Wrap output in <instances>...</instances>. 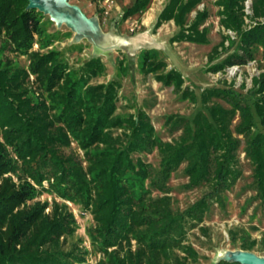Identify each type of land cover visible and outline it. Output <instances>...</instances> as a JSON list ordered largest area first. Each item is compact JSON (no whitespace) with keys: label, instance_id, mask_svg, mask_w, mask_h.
<instances>
[{"label":"trees","instance_id":"1","mask_svg":"<svg viewBox=\"0 0 264 264\" xmlns=\"http://www.w3.org/2000/svg\"><path fill=\"white\" fill-rule=\"evenodd\" d=\"M201 1L169 0L155 27L173 21L179 29L176 40L206 43V29L200 27L208 12H196L191 23L186 21ZM243 1L215 2L222 9L220 24L236 33L237 42L235 52L211 71L245 65L258 50L264 51V24L241 29ZM252 1L254 16L264 17V0ZM150 3L134 0L131 7L123 9V19L145 12ZM27 5V0H0V264H84V252L77 246L70 251L63 248L75 231L72 213L65 204L56 202L48 213L46 203L29 204L38 192L27 179L37 186L47 181L48 191L56 198L90 213L93 225L87 237L101 255L94 264L195 261V252L181 244L183 225L187 219L201 221L207 199L220 201V195L235 183L238 174L232 166L241 142L245 158L253 167L257 198L264 203V71L252 79V87L244 95L224 89L203 90L201 108L194 116L175 120L183 129L179 140L174 144L163 142L154 136L144 114L126 121L114 116L113 82L89 86L83 92L77 87L87 75L100 71L98 59L89 61L82 75H75L58 62L54 52L30 51L41 27L39 12L27 9ZM10 51L28 55L26 69L13 66L3 56ZM140 65L146 74L180 92V74L174 70L160 72L164 63L153 52L143 51ZM29 75L34 77L33 93ZM181 97L188 98L187 91H181ZM211 98L221 100L228 108L207 105ZM236 113L237 137L231 130ZM124 123L129 133L123 144L119 137H113L112 129ZM71 140L83 152L82 159L69 150ZM153 148L160 155L157 170L131 158L133 152ZM183 161L187 163L188 187L202 183L211 187L185 211L173 210L166 196L153 198L150 191L140 190L138 181L149 180L152 188L164 192L170 174ZM8 173L17 182L5 176ZM251 247L242 245L241 249Z\"/></svg>","mask_w":264,"mask_h":264},{"label":"rangeland","instance_id":"2","mask_svg":"<svg viewBox=\"0 0 264 264\" xmlns=\"http://www.w3.org/2000/svg\"><path fill=\"white\" fill-rule=\"evenodd\" d=\"M168 1L151 0L145 12L123 19V9L131 7L134 0H69V4L77 6L97 25L100 31L98 37L90 32H87L91 34H88L89 37L75 36L76 33L64 24L56 26L48 15L36 9L40 14L41 33L39 37L35 36L30 51L40 54L54 52L58 62L75 75H82L85 65L93 59H98L101 64L100 71L94 76L84 75L86 77L77 82V87L83 92L89 86H106L113 82L116 106L114 116L126 121L136 120L138 114H144L154 129V136L163 142L174 144L183 131L181 125L175 121L176 118L189 120L194 116L201 108L200 95L203 90L224 89L244 95L251 89L252 79L264 71V51L258 50L254 59L245 65H228L219 71H211L213 66L222 63L236 50V33L220 24L219 12L222 9L215 4L216 0H202L186 17L189 24L196 12H208L200 27L206 29V43L196 44L176 40L179 29L173 21L155 27L157 17ZM243 2L241 29L248 30L257 24H264V17L254 16L253 1L251 0L252 13L249 15L243 12ZM145 50L153 52L157 60L164 63L160 72L174 70L180 74L183 81L180 92L175 93L170 86L163 85L153 74H146L141 69V55ZM3 56L19 68L26 69L29 64L27 54L10 51ZM29 81L33 93L36 86L33 84L32 75H29ZM181 91H187L189 97L182 98ZM190 94H194V97H190ZM213 103L228 108L216 98H211L207 105ZM237 123L236 113L231 125L235 137L237 135L234 127ZM127 133L129 129L125 123L121 128L112 129L113 137H119L123 144ZM243 147L241 142L235 152V162L232 166L238 174L235 183L220 195V201L207 199L201 221H185L181 244L189 246L196 255L195 261L188 259L183 264H215L225 252L239 250L264 257V203L257 198L253 167L245 158ZM69 150L78 158H83V152L75 141L71 140ZM131 158L139 159L155 170L159 169L160 155L155 148L133 152ZM186 167L187 163L183 161L170 174L162 194L150 186L149 180L138 181L140 190L150 191L153 198L166 196L173 210L183 212L211 190L208 183L188 187ZM11 177L17 182L14 176ZM132 177L135 178L134 175ZM27 181L38 192L29 204L46 203L48 207L45 213L50 211L54 202L65 204L74 216L75 231L63 245L64 250L70 251L77 246L84 252V264H94L98 261L101 255L93 249L87 237V231L93 225L90 213L77 204L56 198L48 191L47 181H43L41 186L29 179ZM49 183H52V180ZM242 245L252 247L243 250ZM177 254L186 256L180 252Z\"/></svg>","mask_w":264,"mask_h":264},{"label":"water","instance_id":"3","mask_svg":"<svg viewBox=\"0 0 264 264\" xmlns=\"http://www.w3.org/2000/svg\"><path fill=\"white\" fill-rule=\"evenodd\" d=\"M27 1H28L27 9H35V10L37 9L38 11L42 12L44 15H48L56 26H62L60 22L56 21V18L64 15H68L69 17H74V19L78 17L79 21H81L80 19L88 21V23L83 21L80 22L82 23L81 26L78 25L80 31L78 34H75V36H81V37H89V35L91 36V34L87 32H90L95 36H99L100 31L97 25L93 21L88 19L77 6L69 4L68 3L69 0H27ZM89 24L91 25V27ZM68 28L70 29V27ZM219 261H225L228 263H238V264H264V257L257 256L251 252L239 250V251L225 252L220 257ZM219 261H217L216 263H218Z\"/></svg>","mask_w":264,"mask_h":264},{"label":"bare ground","instance_id":"4","mask_svg":"<svg viewBox=\"0 0 264 264\" xmlns=\"http://www.w3.org/2000/svg\"><path fill=\"white\" fill-rule=\"evenodd\" d=\"M80 20L83 21V22L88 23V21H86V20H82V19H80ZM56 21L60 22L61 25L64 24V25L70 27V30H72L76 34H78L79 31H80L78 25L81 26V24H82V23H80L81 21H79L78 17L76 19H74V17H69L68 15L60 16V17L56 18ZM90 27H91V25H90Z\"/></svg>","mask_w":264,"mask_h":264},{"label":"built area","instance_id":"5","mask_svg":"<svg viewBox=\"0 0 264 264\" xmlns=\"http://www.w3.org/2000/svg\"><path fill=\"white\" fill-rule=\"evenodd\" d=\"M243 12L247 15L252 13V2L251 0H244Z\"/></svg>","mask_w":264,"mask_h":264}]
</instances>
